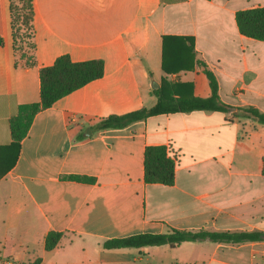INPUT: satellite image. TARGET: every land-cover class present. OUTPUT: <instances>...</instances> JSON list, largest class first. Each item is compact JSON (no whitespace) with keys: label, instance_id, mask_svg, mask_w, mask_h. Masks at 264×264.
Returning a JSON list of instances; mask_svg holds the SVG:
<instances>
[{"label":"crops","instance_id":"crops-1","mask_svg":"<svg viewBox=\"0 0 264 264\" xmlns=\"http://www.w3.org/2000/svg\"><path fill=\"white\" fill-rule=\"evenodd\" d=\"M33 1L36 63L28 65L14 48L11 0H0V145L11 141L18 106L40 100L41 67L69 54L101 58L105 71L35 114L0 177V264H264V240L103 246L169 228L264 231L263 123L193 110L95 128L110 114L154 105L163 78L209 96L197 58L216 74L224 102L264 112V40L242 34L235 19L264 0ZM164 36L194 38V59L178 40L168 52L172 65L188 69H163ZM158 144L177 160L171 185L144 179L145 147ZM51 230L63 235L47 250Z\"/></svg>","mask_w":264,"mask_h":264},{"label":"trees","instance_id":"trees-1","mask_svg":"<svg viewBox=\"0 0 264 264\" xmlns=\"http://www.w3.org/2000/svg\"><path fill=\"white\" fill-rule=\"evenodd\" d=\"M12 28L15 51L22 57H27L26 63H36L33 54L36 43L34 39V1L11 0ZM239 31L249 37L264 40V5L254 8L239 9L235 14ZM30 30V51L24 52L25 31ZM170 40V41H169ZM181 41L191 52V57H196L194 38L191 36H164L163 38V69L172 73L181 69H188L189 65L177 63L172 65L168 52L173 53L172 42ZM170 42V48H169ZM3 39L0 36V45ZM169 50V51H168ZM176 58L180 57L179 46L176 47ZM197 62L203 67L211 93L202 97L186 93L184 87L190 85L187 82H172L163 78L160 85L154 89L157 101L151 107H140L123 114H110L101 118L95 125L96 129L120 128L134 121L148 118L152 115L175 112H190L193 110H211L229 113V119L249 117L264 124V112L255 106H237L224 102L219 94V81L216 74L208 68L207 64L197 58ZM191 66V65H190ZM105 71L104 60L94 58L84 61H74L69 54L59 55L55 61L40 68V100L21 103L17 111L9 118L11 141L0 145V177H3L15 164L20 152L21 140L27 135L35 114L41 109L52 106L59 98L69 94L73 90L85 85L91 80L101 77ZM144 179L146 182H159L171 185L175 181L176 157L170 153V149L163 144L147 145L145 147ZM264 174V160H263ZM75 179H89L77 175L69 176ZM63 235L62 231L51 230L45 237V248H54ZM212 240L216 242H243L264 240V231H229V230H189L169 228L165 232H141L123 237H115L104 240L105 248L137 247L149 245L169 244L176 246L183 241ZM33 264H42L40 258Z\"/></svg>","mask_w":264,"mask_h":264},{"label":"rangeland","instance_id":"rangeland-1","mask_svg":"<svg viewBox=\"0 0 264 264\" xmlns=\"http://www.w3.org/2000/svg\"><path fill=\"white\" fill-rule=\"evenodd\" d=\"M26 33H25V44H24V52H28V51H30V40H31V34H30V30L28 29H26V31H25Z\"/></svg>","mask_w":264,"mask_h":264},{"label":"built area","instance_id":"built-area-1","mask_svg":"<svg viewBox=\"0 0 264 264\" xmlns=\"http://www.w3.org/2000/svg\"><path fill=\"white\" fill-rule=\"evenodd\" d=\"M2 264H15V262L12 258L7 257L2 259Z\"/></svg>","mask_w":264,"mask_h":264},{"label":"water","instance_id":"water-1","mask_svg":"<svg viewBox=\"0 0 264 264\" xmlns=\"http://www.w3.org/2000/svg\"><path fill=\"white\" fill-rule=\"evenodd\" d=\"M155 87H157V84H154ZM90 131V130H89Z\"/></svg>","mask_w":264,"mask_h":264}]
</instances>
